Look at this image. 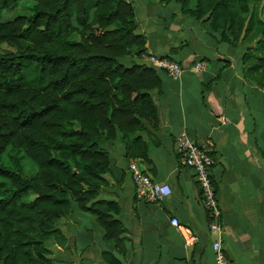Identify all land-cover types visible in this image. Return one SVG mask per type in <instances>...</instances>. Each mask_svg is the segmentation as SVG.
<instances>
[{"label":"trees","instance_id":"obj_1","mask_svg":"<svg viewBox=\"0 0 264 264\" xmlns=\"http://www.w3.org/2000/svg\"><path fill=\"white\" fill-rule=\"evenodd\" d=\"M161 2L208 23L222 42L248 44L246 70L264 80V0ZM23 3L30 14L5 18ZM145 45L127 0H0V159L15 161V169L0 162V264H55L45 243L64 247L57 225L73 202L119 246V207L99 197L111 167L105 145L121 142L127 159L148 160L140 134L145 123L156 127L151 93L161 78L121 62ZM21 159L37 172L24 173Z\"/></svg>","mask_w":264,"mask_h":264},{"label":"crops","instance_id":"obj_2","mask_svg":"<svg viewBox=\"0 0 264 264\" xmlns=\"http://www.w3.org/2000/svg\"><path fill=\"white\" fill-rule=\"evenodd\" d=\"M129 2L137 32L146 39L145 54L179 62L183 74L173 81L157 70L161 85L151 93L156 127L145 123L140 134L148 146V160L127 159L121 142L105 145L111 167L99 197L119 207L115 218L125 230L119 246L104 250L89 241L79 247V237L92 239V233L71 212L64 231L59 228L65 250H80L81 259L89 264H110L105 261L107 251L120 261L114 264H215L211 243L220 240L226 258L234 264H264V80L260 70H246L243 55L248 44L222 42L208 23L183 14L178 4L161 22V15L150 16V5L168 4ZM129 62L148 66L143 55L130 56ZM199 63L201 69L195 72ZM181 132L199 145H209L215 161L211 176L221 209L218 232L209 230L194 173L181 164L176 152L175 139ZM136 159L155 182L171 188L169 197L158 203L135 199L128 163ZM171 218L191 229L197 238L192 247L185 246ZM101 237L104 241L103 231Z\"/></svg>","mask_w":264,"mask_h":264},{"label":"built area","instance_id":"obj_3","mask_svg":"<svg viewBox=\"0 0 264 264\" xmlns=\"http://www.w3.org/2000/svg\"><path fill=\"white\" fill-rule=\"evenodd\" d=\"M148 66L164 71L173 80H179L183 74L182 65L172 59L159 57L150 53L143 54ZM201 64L194 66V71L198 72ZM175 149L183 166L191 169L199 189L203 208L209 219V230L220 231L221 209L216 196L215 185L211 176V169L215 164L211 157L209 145H199L189 139L185 132H181L175 139ZM141 160H131L128 163V172L135 188V199L138 202L158 203L169 197L171 188L165 183H158L145 173L141 168ZM170 224L183 238L185 246L192 247L196 241V236L191 229L182 225L176 218H171ZM211 250L215 264H234L228 260L223 252L220 240L211 243Z\"/></svg>","mask_w":264,"mask_h":264},{"label":"rangeland","instance_id":"obj_4","mask_svg":"<svg viewBox=\"0 0 264 264\" xmlns=\"http://www.w3.org/2000/svg\"><path fill=\"white\" fill-rule=\"evenodd\" d=\"M127 1H133L138 6L140 4H142V6H144V4L154 2V0H127ZM30 6L31 5H29L28 3H23V4L19 5L13 11L7 13L6 15H5L6 12H4L3 15H5V18H12L17 14L28 15L31 13ZM178 8H179V6L176 3H170L167 6L164 5V7H160L158 4L150 5V16L155 17L157 14H159V15H161V18H162L161 22H163L164 19H166L171 12H173L174 10H176ZM140 15L141 14H140L139 9H138L137 10V18H139ZM121 62L125 66L132 65L129 62V57L122 58ZM0 162L5 166H8L10 168L15 169V161L12 158V156L9 157L8 154H4L1 157ZM20 163L24 169V173H26L27 175L32 176L37 172V167L30 160L21 159ZM72 210L73 211H71V212H72L73 217L74 218H81L82 225L86 226L88 229H90L91 233H92V239L89 236H86V237L80 236L79 237V242H78L79 247H84L85 245L89 244V241H94L97 245L96 248H103L104 250L105 249L106 250H113V247H112L113 244L112 243H106L105 241H103V239L101 237V232L103 230L98 228L99 226L95 225L96 223H95L94 216H92L90 213H87V212L81 213V211H80L81 209H79L78 206L74 202L72 203ZM82 214L84 215V217L82 216ZM67 217L61 219L57 225V227L63 231L66 228L65 223H66ZM89 220H91L92 222ZM45 248H47L49 250L48 258L51 261H53L55 264H89L85 261V259L84 260L81 259V258H83V256L80 257V250H78L74 253H69L65 250L64 247H60L56 243V241H54V240L47 241L45 243Z\"/></svg>","mask_w":264,"mask_h":264}]
</instances>
